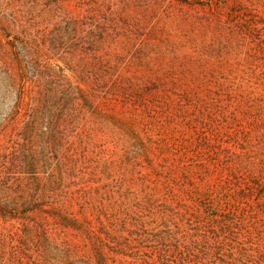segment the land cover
Listing matches in <instances>:
<instances>
[{
  "label": "trees",
  "instance_id": "obj_1",
  "mask_svg": "<svg viewBox=\"0 0 264 264\" xmlns=\"http://www.w3.org/2000/svg\"><path fill=\"white\" fill-rule=\"evenodd\" d=\"M0 264H264V0H0Z\"/></svg>",
  "mask_w": 264,
  "mask_h": 264
}]
</instances>
